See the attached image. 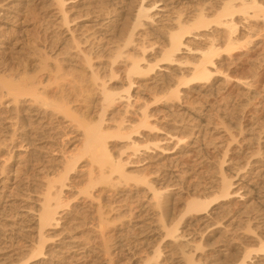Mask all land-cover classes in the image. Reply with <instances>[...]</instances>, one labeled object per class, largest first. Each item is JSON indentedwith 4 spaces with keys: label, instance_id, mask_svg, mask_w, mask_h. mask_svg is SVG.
Segmentation results:
<instances>
[{
    "label": "bare ground",
    "instance_id": "6f19581e",
    "mask_svg": "<svg viewBox=\"0 0 264 264\" xmlns=\"http://www.w3.org/2000/svg\"><path fill=\"white\" fill-rule=\"evenodd\" d=\"M51 2L58 14V25L69 32V38L61 47L63 57H53L54 69L45 82L27 75L16 80L0 77V94L5 98L0 104L11 103L14 121H19L21 105L27 103L28 112L43 120L42 129L46 125L44 122L67 121L80 138L73 149L62 151L56 167L49 170L52 175L45 176L37 208L25 212L32 213L38 239L32 241L29 252L13 264H30L50 257L52 250L47 243L54 237L46 234L48 229L60 228L57 234L64 231L68 234L89 223L103 236V228L120 214L109 216L102 210L101 190L96 187L127 184L128 181L134 186H144V191L151 195L158 231L145 237L149 240L147 243L127 248V264H159L168 246L167 240L173 241L180 254L178 264H264V191H261L264 185L253 186L247 178L245 182L240 181L247 176L241 178L239 172L248 171L251 162L227 170L223 167L228 144L243 133L240 125L236 126L235 133L232 132L228 121V114L233 111L228 113L227 102L234 91L229 85L235 83L242 87L244 92L241 93L247 96L262 80V74L257 71L253 73V82L235 77L230 71L238 64L239 68L244 65V56L254 47H262L264 51V0H138L136 4L132 0ZM85 22L89 28L85 26L84 31L79 30ZM77 71L86 73L96 89V97L92 98L96 108L94 117L78 113L64 89L68 78L84 81ZM239 94L235 98L243 96ZM222 101L225 109L223 104L221 114H217ZM190 102L200 106L186 104ZM183 104L191 107L194 116L187 112L184 115L194 118V124L189 123L194 131L184 133L186 126L179 121L172 125V132L167 130L163 137L159 136L158 130L162 129L158 127L159 118L171 116L174 119V112ZM229 107L232 109L231 105ZM212 118L217 119L214 124H224L230 139L217 156L218 176L207 186L197 184L199 188L186 199L181 216L169 218L164 195L168 183L164 185L159 179L149 178L145 171H129L128 161L122 155L130 150L129 155L137 158L135 161H144L154 149L164 154L180 152L189 144L187 140L192 135L196 143L200 141L202 134L208 132L205 128L211 125ZM27 131L21 135L26 137ZM16 132L14 128L12 136ZM243 140H246L244 136ZM24 142L29 148L31 141L25 139ZM199 145L197 149L201 150ZM249 151L247 159L256 157L255 162H264V140H257ZM49 171L47 169L46 174ZM256 174L264 176L262 172ZM75 175L84 178V184L80 181L83 186L78 183L75 187ZM66 188H74L75 192L69 195ZM81 194L84 196L80 201L85 198L90 203L96 201L94 216L72 201ZM234 200L236 207L232 208ZM185 215L196 221L194 234L184 231L185 228L179 231ZM105 241L104 246L100 245L102 258L107 264H113L114 255Z\"/></svg>",
    "mask_w": 264,
    "mask_h": 264
},
{
    "label": "rangeland",
    "instance_id": "374dc122",
    "mask_svg": "<svg viewBox=\"0 0 264 264\" xmlns=\"http://www.w3.org/2000/svg\"><path fill=\"white\" fill-rule=\"evenodd\" d=\"M119 1L121 2L122 0ZM132 1L133 4H136L138 0ZM56 14L57 12L53 9L51 0H0V77H13L16 80L22 75H27L32 76L34 79H44V82L47 80L54 69V58L61 59L63 57L61 47L65 39L69 38V32L66 31L65 27L58 25L59 18L56 17L58 16ZM82 25V28H79L81 31L85 30V26L87 29L89 28L87 27L89 25L87 22ZM257 48L254 47L248 55L251 58L244 56L245 64L240 66L241 69L238 64V67L236 66V68H232L233 71H230L231 75H236L235 77L240 76L249 81L255 79L253 77L255 71L262 74V80L257 84V87H254L255 89L253 88L251 91L249 90L251 95L247 93L248 98L241 93L244 92L242 87H238L235 83H231V86L229 85L234 91L227 102L228 113L233 111V114L232 112L228 114V118L230 119L228 121L231 122L230 124L233 127L232 132L235 133L236 126L239 127V125L244 129H242L243 133L240 134L242 137L236 135L237 140L235 139L230 143L228 141L230 140L228 139V132L222 126L224 124H214L213 121L217 122V119L212 118L214 120H212L211 125L209 124V127L207 126L206 128L205 126L203 127L208 132L202 134L200 141L196 143L192 135L191 139L187 140L189 144L184 145L185 148L183 147L180 152L175 151L173 154H164V152L161 153L154 149L148 153L149 156H147L149 158H146L144 161H135L137 158L129 155L130 150L125 151L122 155L128 161L129 171L131 170L135 173L145 171L149 178L159 179V182H164V185L168 183V191L164 195L167 200L169 218L177 219L178 216H181L184 203L186 199L193 195L197 184L199 187H202L207 186L208 183L211 184L210 182H214L213 179H216L218 176L216 169L218 157L221 150L227 147L228 142L231 145L228 144L227 156L225 157L226 162L223 164L224 170L237 168L246 161L251 163L253 161L252 164L250 163L252 167L248 168L250 172L248 169L246 172L245 170L239 172L238 175L241 178L247 176L240 181L245 182L247 178L253 186L264 185V181H262L264 180V176L259 177L256 174H259V172L264 173V162H255L257 158L254 156V158L250 157L247 159V155L250 152L249 149L251 150L254 147L255 142L257 140L261 142L264 140V51L261 50L262 47ZM76 74L83 77L84 81L76 82V80L68 78L69 82H67L64 89L68 94L71 105L78 113L94 117L96 108L92 98L96 97V89L86 73L77 71ZM239 92V95L243 96H237L238 98L236 97V99L235 96ZM4 100L5 98L1 97L0 94V102ZM220 103V112H217V114H221L223 104L224 109L226 106L223 101L222 105ZM244 103L246 104L245 106L243 105ZM186 104H190L191 107L192 105H195V107L200 106L198 105L199 103L190 102ZM186 104L180 105L176 109L174 119L171 116L169 119L159 116L162 121L159 118L158 127L162 128V131L158 130L159 136L163 137L165 132H172L173 126L180 122L186 126L184 129L186 132L184 133L188 134L189 132L187 131H191L192 128L189 123L194 124L195 121L188 114L190 115L191 113L190 116L194 115L190 112L191 107L188 106V109ZM230 105L232 109L229 107ZM13 108L11 103L0 104V264L17 263L18 258L29 252L32 241L34 242L38 239V232L32 218V213L27 214L25 212L29 210V212H32L37 208L36 203H38V199L41 196L46 177L52 175V172H50L52 171L51 168H55V165L60 161L62 151L73 149L80 138L78 131L67 121H60L59 123L56 121H52L51 123L44 122L46 125L42 129L43 120L40 121V119L36 118V115L28 112L30 109H27V103L21 105V108L24 110L19 114L21 121H14ZM185 112L188 114L184 115ZM213 115L214 117L216 116L214 113ZM187 118L189 125H185ZM175 119H177L176 122ZM35 120H39L38 122H41V125ZM29 123H31V126H29ZM35 125L37 128L34 127ZM39 126L41 129L38 128ZM14 128L17 132L16 135L12 136ZM48 128L50 129L48 130ZM25 129L29 131L26 132V137L21 135V132L26 131ZM192 131H194V128ZM203 136L205 137L203 138ZM243 136L246 140H243ZM24 138L29 139V142L31 141L29 148L24 146L26 145ZM168 144L166 143V145ZM198 145L201 150L197 149ZM47 169L48 171L50 170L48 174H46ZM75 176L74 181L76 185L75 182L73 184L75 187L78 183L79 185L84 184L82 176L81 178L80 176ZM80 181L82 184H80ZM204 182L205 185H203ZM68 188L64 189L65 192L67 191V194L70 195L75 192L74 188H70V190ZM96 188L99 191L101 190L99 201L100 205H102V210L107 212L109 216L120 214L116 218L114 217V220H111L110 224H107L103 228V236L97 230L90 227L91 224L89 223H85L87 227L84 224V227L81 226L82 231L79 227L68 234L65 231L64 233L57 234L61 231L60 228L48 229L46 234L49 233L48 235L51 234L50 237L52 235L54 237L47 243L51 247L50 249L53 254L51 253L47 259L41 258L30 264H107V261L102 258V251H100L103 248L101 246H104L103 241L105 240V244L108 248L110 247L109 250L114 255L115 261L113 264H127V248L132 244H138L139 246L147 243L149 241L148 238H145L147 235H150V233L151 235L157 234L158 226L153 215L155 212L154 206L152 205V200H150L151 195L144 191V186H134L133 182L128 181L127 184L119 183L116 186L100 184ZM261 189V191H264V187H261ZM83 196L81 194L76 198L77 200L72 199V201L78 203L79 207L81 206L80 208H83V211H86V213H95L94 204L96 201L90 203L88 198L80 201ZM235 200H238V198H235ZM235 200L233 201V205L231 204L232 208L236 207L234 206ZM188 216L185 215L183 217L179 225V231L185 228L184 231L194 234L196 221L190 219V215ZM73 234L76 236L75 238H73ZM68 235L72 237V240L69 239L70 236ZM62 240L71 241L72 243L66 245V242H61ZM167 242H169L168 246L164 249V254L159 264H178L180 254H178L179 252L172 240H167Z\"/></svg>",
    "mask_w": 264,
    "mask_h": 264
}]
</instances>
